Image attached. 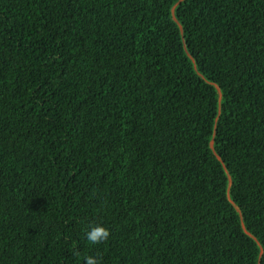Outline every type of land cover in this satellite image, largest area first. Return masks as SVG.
Wrapping results in <instances>:
<instances>
[{
    "label": "trees",
    "instance_id": "1",
    "mask_svg": "<svg viewBox=\"0 0 264 264\" xmlns=\"http://www.w3.org/2000/svg\"><path fill=\"white\" fill-rule=\"evenodd\" d=\"M89 255L264 264V0H0V264Z\"/></svg>",
    "mask_w": 264,
    "mask_h": 264
},
{
    "label": "clouds",
    "instance_id": "2",
    "mask_svg": "<svg viewBox=\"0 0 264 264\" xmlns=\"http://www.w3.org/2000/svg\"><path fill=\"white\" fill-rule=\"evenodd\" d=\"M110 231L106 227L96 224L90 227V230L86 232V239L91 244H99L108 240ZM74 254L78 255V250H74ZM84 264H100V258L89 255L85 258Z\"/></svg>",
    "mask_w": 264,
    "mask_h": 264
}]
</instances>
